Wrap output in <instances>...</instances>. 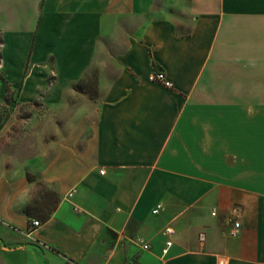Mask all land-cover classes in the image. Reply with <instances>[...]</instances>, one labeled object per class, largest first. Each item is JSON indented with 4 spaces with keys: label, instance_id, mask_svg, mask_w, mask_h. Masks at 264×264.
<instances>
[{
    "label": "crops",
    "instance_id": "0c3cea01",
    "mask_svg": "<svg viewBox=\"0 0 264 264\" xmlns=\"http://www.w3.org/2000/svg\"><path fill=\"white\" fill-rule=\"evenodd\" d=\"M0 39L49 138L0 166V264H264V0H0Z\"/></svg>",
    "mask_w": 264,
    "mask_h": 264
},
{
    "label": "rangeland",
    "instance_id": "374dc122",
    "mask_svg": "<svg viewBox=\"0 0 264 264\" xmlns=\"http://www.w3.org/2000/svg\"><path fill=\"white\" fill-rule=\"evenodd\" d=\"M2 46L0 39V166L4 167L6 172L10 171L8 176H12L17 167L20 168L19 165L24 159L40 156L43 143L49 141L43 127V113L47 106L42 96H37L33 100L15 98V93L9 89V84H6V77L2 71ZM2 95L7 97V101L2 100ZM16 154L18 156L16 161L20 164L15 163V159L12 161ZM27 164L25 162V166L33 167L32 164ZM21 170H24V166ZM25 171H27L29 182H34L35 176L28 170ZM49 192L52 191H49L42 183H36L35 194L31 201L32 205L36 206L37 214H43L49 208L45 205Z\"/></svg>",
    "mask_w": 264,
    "mask_h": 264
},
{
    "label": "built area",
    "instance_id": "2783aa9c",
    "mask_svg": "<svg viewBox=\"0 0 264 264\" xmlns=\"http://www.w3.org/2000/svg\"><path fill=\"white\" fill-rule=\"evenodd\" d=\"M149 81L150 82H153V83H158L162 86H164L165 88H171L172 87V84L169 80H167L165 74L163 72H153L149 75ZM104 171H100V174H103ZM74 194V191L70 192L67 196L68 197H72V195ZM161 206H157L153 211L152 213H157L159 211ZM40 225V222L38 221H33L32 222V227H38ZM238 223L235 224L233 230H231L230 232V236L232 237H235L236 235H238ZM163 234L165 236H168V237H171L174 235V230L170 227H167L164 229V232ZM29 236V234H28ZM201 240H203V236H201ZM134 243L138 246H140L143 250H148L149 249V244H147L143 239L141 238H137L134 240ZM166 246L167 247H170L171 246V242L168 241L166 242ZM68 263L70 264H75L74 262L68 260ZM218 264H225V261L224 260H220Z\"/></svg>",
    "mask_w": 264,
    "mask_h": 264
},
{
    "label": "trees",
    "instance_id": "16d2710c",
    "mask_svg": "<svg viewBox=\"0 0 264 264\" xmlns=\"http://www.w3.org/2000/svg\"><path fill=\"white\" fill-rule=\"evenodd\" d=\"M90 85L94 86L95 81H92V82L90 81L87 84L78 83L74 86V89L81 91V92H86L85 89L89 88ZM48 200L49 199H47V201ZM47 201L45 202L46 204H47ZM55 205H56L55 203H51V205L49 206L46 212H44L43 214H37L38 211L36 209V206H33L32 203H30L26 206L25 213L29 219H38L40 221H46L47 219H49L53 210L55 209Z\"/></svg>",
    "mask_w": 264,
    "mask_h": 264
}]
</instances>
